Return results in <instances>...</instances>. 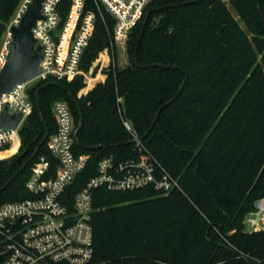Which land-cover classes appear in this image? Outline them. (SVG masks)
<instances>
[{"label":"trees","instance_id":"1","mask_svg":"<svg viewBox=\"0 0 264 264\" xmlns=\"http://www.w3.org/2000/svg\"><path fill=\"white\" fill-rule=\"evenodd\" d=\"M21 1L0 0V42ZM87 10H94L92 0ZM113 26L105 10L98 14L81 57L83 72L110 47ZM126 45L129 63L112 60L102 68L105 79L89 78L84 94L78 95L82 75L38 81L28 90L33 110L17 141L0 147V157L17 150L0 158V188L55 131L52 104L62 99L76 124L81 111L74 150L89 155L71 194L101 158L137 157L141 146L131 141L144 135L143 148L180 184L168 194L153 187L94 189L92 264H264L257 262L264 261V231L244 225L264 197V0H151ZM41 86L45 124L36 108ZM40 155L56 164L45 142L0 192V205L31 196L25 181ZM221 235L257 261L237 257Z\"/></svg>","mask_w":264,"mask_h":264},{"label":"built area","instance_id":"2","mask_svg":"<svg viewBox=\"0 0 264 264\" xmlns=\"http://www.w3.org/2000/svg\"><path fill=\"white\" fill-rule=\"evenodd\" d=\"M31 1H21L9 32ZM64 1L44 0L40 9L42 18L32 28L34 46L41 47V72L35 80L53 78L70 82L76 76H85L80 69L81 57L98 14L102 16L105 10L114 20L113 40L104 51L108 58V50L125 42L151 0H92L94 10L87 11V0H67V4ZM61 12H65V17ZM27 84H18L0 96V112L6 108L10 113H21V124L34 107ZM52 115L56 129L48 136L46 146L56 164L40 155L25 181V189L31 196L0 205V264H92L94 189L125 192L153 187L163 194L180 189L178 179L139 142L137 157L101 158L95 174L71 194L69 188L87 167L89 155L74 150L77 124L69 104L62 99L54 101ZM124 125L131 131L127 122ZM18 129L1 130L0 147L12 145L14 138H19ZM244 225L249 232L264 231V197L254 202V210L245 217ZM221 238L237 257L256 260L224 236Z\"/></svg>","mask_w":264,"mask_h":264},{"label":"water","instance_id":"3","mask_svg":"<svg viewBox=\"0 0 264 264\" xmlns=\"http://www.w3.org/2000/svg\"><path fill=\"white\" fill-rule=\"evenodd\" d=\"M44 0H32L27 6L26 10L22 14L18 24L10 27L11 39L6 47V52L2 64L0 65V96L7 94L10 90L18 84L29 83L35 80L40 70L41 60V47L40 45L34 46L32 28L34 23L42 18L40 9ZM186 80L179 86L176 97L181 93L182 87ZM45 86H41L36 91V108L38 110L41 121L45 124L44 117L40 110L39 103V91ZM173 101L170 100L169 103ZM159 116V112L155 115V118ZM22 114L19 112L10 113L5 108L0 112V131L1 130H15L22 121ZM82 125V114L79 109V118L77 122V129L74 134L75 141L80 145L78 141V130ZM146 135L141 138L133 139L131 142L139 143ZM48 138V132L40 141L37 148L33 151L32 155L21 166L16 174H14L3 186L0 188V192L17 176L18 173L23 171L27 164L36 157L41 146L46 142ZM100 147V146H97Z\"/></svg>","mask_w":264,"mask_h":264},{"label":"rangeland","instance_id":"4","mask_svg":"<svg viewBox=\"0 0 264 264\" xmlns=\"http://www.w3.org/2000/svg\"><path fill=\"white\" fill-rule=\"evenodd\" d=\"M231 10V14L238 18L236 16V12L232 9ZM16 17V14L14 15V17L12 18L11 22L13 21V19ZM11 22L7 25V27L4 30L1 42H0V65L2 64L3 58H4V54L6 52V47L10 42V33L9 32V26L11 24ZM12 36V35H11ZM127 39L125 40L124 43L122 44H118L115 45L113 48V51L111 50L110 52H108V58L107 60H104L101 56H106V53L101 52L97 58V60L94 62V64L92 65V67L89 69L88 72H84L85 76H84V83H85V87L82 88L78 95L80 94H84V90L86 89V87L88 86L87 82L88 79H92L95 80L94 82L97 83L99 81H102L105 79V75L102 72V68L106 67L110 62L112 63V60H115V62H117V64L122 67V66H126L129 63V59H128V54H127V45H126ZM107 57V56H106ZM95 67L96 70H95ZM87 77V78H86ZM86 78V79H85ZM87 80V81H86ZM38 82V80H33L31 82H29L27 84V88L28 90L32 89V87L34 85H36ZM95 85V84H94ZM91 89V88H90ZM25 121V120H24ZM23 125V123L19 126V129L21 128V126ZM18 129V131H19ZM12 147H9L8 149L4 150L3 152H6L8 150H10ZM17 150H15L16 152ZM15 152H13L10 155L4 156V157H0V158H6L9 157L11 155H13ZM246 230H249V227L246 225Z\"/></svg>","mask_w":264,"mask_h":264},{"label":"bare ground","instance_id":"5","mask_svg":"<svg viewBox=\"0 0 264 264\" xmlns=\"http://www.w3.org/2000/svg\"><path fill=\"white\" fill-rule=\"evenodd\" d=\"M17 141V138H14V142Z\"/></svg>","mask_w":264,"mask_h":264},{"label":"crops","instance_id":"6","mask_svg":"<svg viewBox=\"0 0 264 264\" xmlns=\"http://www.w3.org/2000/svg\"><path fill=\"white\" fill-rule=\"evenodd\" d=\"M103 81V80H102Z\"/></svg>","mask_w":264,"mask_h":264}]
</instances>
